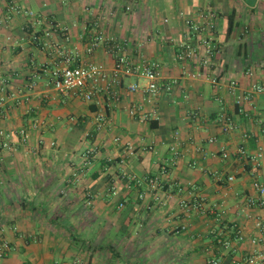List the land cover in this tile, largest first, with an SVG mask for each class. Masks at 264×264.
<instances>
[{"label": "crops", "instance_id": "crops-1", "mask_svg": "<svg viewBox=\"0 0 264 264\" xmlns=\"http://www.w3.org/2000/svg\"><path fill=\"white\" fill-rule=\"evenodd\" d=\"M208 13L221 52L206 74L177 53L186 20ZM96 28L128 43L133 62H160L173 92L151 103L130 92L145 82L136 76L122 78L113 105L55 91L45 70L64 67L66 48L113 72L103 45L85 55ZM255 85H264V0H0V128L15 136L13 151L0 149V264H247L264 253V206L248 202L264 186V159L252 160L264 147ZM133 107L151 120L132 117ZM100 111L111 126L97 130ZM24 127L26 144L16 134ZM176 144L180 157L163 177ZM156 177L157 188L145 182ZM196 201L203 212L181 207Z\"/></svg>", "mask_w": 264, "mask_h": 264}, {"label": "built area", "instance_id": "built-area-1", "mask_svg": "<svg viewBox=\"0 0 264 264\" xmlns=\"http://www.w3.org/2000/svg\"><path fill=\"white\" fill-rule=\"evenodd\" d=\"M203 22L199 24L192 20H186L189 31L184 36L182 41L178 44L179 51L177 58L180 61H191L199 64L203 71L211 73L214 67V59L221 52V47L216 38V24L215 13H208L202 16ZM35 40L38 39L37 35H34ZM87 38L85 45L86 57L92 56L100 46H104L107 51L115 58V65L113 72L110 74L106 67L97 62H85L83 63L82 57L79 54L69 50L68 48L60 51L62 59L64 61V67L55 70H45L46 76L50 77V85L59 94L64 96L77 95L81 96L88 103H95L97 99L104 95L106 102L113 105L120 100V86L122 84V78L124 76H136L145 80L144 83L137 82L129 87L130 92L141 93L146 96L149 102H153L156 98L160 97L164 93H172L177 81H171L165 83L162 76V64L157 61H142L135 63L128 57V43L119 41L117 38H109L103 31L96 28L93 32H87L85 39ZM111 77V78H110ZM111 80V81H109ZM217 82L218 77L213 79ZM236 82H231V87H236ZM35 87L34 84L30 85V89ZM221 84L218 82L216 88L220 89ZM253 93L264 94V85H255L253 87ZM6 96L0 97V119L4 114V106L6 102ZM247 100L251 99V93L246 96ZM219 100V98H218ZM130 115L140 121L141 123H147L151 120L150 115L142 111L139 107H133L130 109ZM157 117V114H155ZM94 122L97 130L105 129L111 126V117L105 112H98L95 115ZM222 129L224 132L229 133L235 129V125L232 119L224 117L221 120ZM32 128H37V125H33ZM17 136L26 144L31 139V131L27 128H21L16 132ZM14 134L3 128H0V149L5 151H13ZM248 138V136H246ZM174 157L170 161L165 162L161 166V174L163 177H167L170 174L171 169L176 165L180 152L178 146H174L172 149ZM245 147H241L240 154L246 155ZM88 154H91L89 152ZM228 152H223V158H229ZM264 159V147L260 146L258 153L253 157L254 162H258ZM260 160V161H259ZM132 182H136L138 186H142L144 183L137 177L130 178ZM230 181H234L235 177H230ZM153 188L159 187L160 177L147 178L146 181ZM260 198L258 200L251 198L248 202L250 205L264 206V186H260ZM181 207L186 209L189 215L193 212H203L204 205L200 201L193 203L182 202ZM185 229V227H183ZM240 234V233H239ZM241 239V237H240ZM226 248L231 247L230 242H221ZM211 264H219L218 260H213ZM75 264H82L80 261ZM247 264H264V253H256L250 255L247 258Z\"/></svg>", "mask_w": 264, "mask_h": 264}, {"label": "trees", "instance_id": "trees-1", "mask_svg": "<svg viewBox=\"0 0 264 264\" xmlns=\"http://www.w3.org/2000/svg\"><path fill=\"white\" fill-rule=\"evenodd\" d=\"M94 136H96V133H94ZM93 139H94V137H93V135H92L91 140H93ZM2 254H3V252H2Z\"/></svg>", "mask_w": 264, "mask_h": 264}]
</instances>
